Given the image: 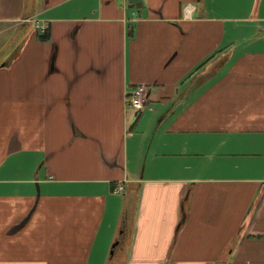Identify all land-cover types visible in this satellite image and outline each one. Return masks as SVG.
I'll use <instances>...</instances> for the list:
<instances>
[{"label":"crops","instance_id":"obj_1","mask_svg":"<svg viewBox=\"0 0 264 264\" xmlns=\"http://www.w3.org/2000/svg\"><path fill=\"white\" fill-rule=\"evenodd\" d=\"M224 260L264 264V0H0V264Z\"/></svg>","mask_w":264,"mask_h":264},{"label":"built area","instance_id":"obj_2","mask_svg":"<svg viewBox=\"0 0 264 264\" xmlns=\"http://www.w3.org/2000/svg\"><path fill=\"white\" fill-rule=\"evenodd\" d=\"M37 27L42 31L45 30L44 25L40 23L37 24ZM150 91L151 86L148 84H139L136 87L130 89L127 98L128 104L137 110L143 109L148 103ZM124 190L125 186L123 184H120L114 188L115 193H123Z\"/></svg>","mask_w":264,"mask_h":264},{"label":"trees","instance_id":"obj_3","mask_svg":"<svg viewBox=\"0 0 264 264\" xmlns=\"http://www.w3.org/2000/svg\"><path fill=\"white\" fill-rule=\"evenodd\" d=\"M40 38L42 40H48L50 38L49 30L45 29L43 32H41ZM139 190H140L139 184H130V186H128V189L126 190V192L133 194V199L135 200L134 203L137 201V194L139 193ZM224 262H226V260L221 261L218 264H223Z\"/></svg>","mask_w":264,"mask_h":264},{"label":"water","instance_id":"obj_4","mask_svg":"<svg viewBox=\"0 0 264 264\" xmlns=\"http://www.w3.org/2000/svg\"><path fill=\"white\" fill-rule=\"evenodd\" d=\"M119 242H120V240H115V242H114V244H113V248H112V250H111V254H113L114 253V248L119 244Z\"/></svg>","mask_w":264,"mask_h":264},{"label":"rangeland","instance_id":"obj_5","mask_svg":"<svg viewBox=\"0 0 264 264\" xmlns=\"http://www.w3.org/2000/svg\"><path fill=\"white\" fill-rule=\"evenodd\" d=\"M6 36H7V34H4V35H3V38L6 37ZM112 244H113V243H112ZM110 251H111V249H110Z\"/></svg>","mask_w":264,"mask_h":264}]
</instances>
